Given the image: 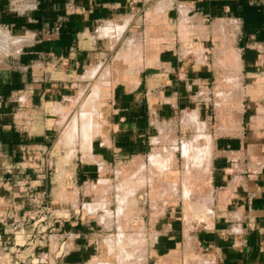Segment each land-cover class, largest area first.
<instances>
[{
    "label": "crops",
    "instance_id": "obj_1",
    "mask_svg": "<svg viewBox=\"0 0 264 264\" xmlns=\"http://www.w3.org/2000/svg\"><path fill=\"white\" fill-rule=\"evenodd\" d=\"M8 11L0 1L3 179L25 170L31 172L20 161L24 151L47 149L45 133L31 137L22 122L43 104L68 98L88 68L94 66L92 70L98 71L102 59L112 52L109 46L114 38L128 39V45L150 38L158 47L142 50V56L137 47L138 82L128 90L117 85L113 92L112 115L117 126L127 131L145 133L152 104L154 116L176 115L192 98V89L214 80L205 64L204 43L191 49L179 39L194 35L200 42L210 38L232 41L235 58H229L225 68L231 75L227 79L234 85L241 81L240 75H245L258 86L259 74L264 71V0H36L33 8H23L16 14ZM214 23H218L217 35L213 34ZM16 32L24 34L21 40L12 37ZM4 38L11 40L5 43ZM158 76L160 80L149 89L147 78ZM250 102L257 104L250 116L257 121L258 104H264V98H251ZM244 114L243 109L242 121ZM233 135V140L224 138L214 143L216 154L211 160L209 181L215 219L193 245L210 252L206 256L211 264H264V128L242 126ZM79 172L80 180L88 178L81 175L82 167ZM0 186V195L9 200L10 185ZM169 231L170 236L152 241L154 254L140 264L174 261L178 247L188 246V241L184 244L180 238L177 224Z\"/></svg>",
    "mask_w": 264,
    "mask_h": 264
},
{
    "label": "rangeland",
    "instance_id": "obj_2",
    "mask_svg": "<svg viewBox=\"0 0 264 264\" xmlns=\"http://www.w3.org/2000/svg\"><path fill=\"white\" fill-rule=\"evenodd\" d=\"M0 1L6 5L10 14H16L20 13L23 8H33L36 0ZM213 25L212 29L215 30L213 34L217 35L216 26L218 23ZM182 30H186V28ZM11 35L20 40L21 36H24L20 32ZM114 39L111 41L112 45L109 46L112 52L102 59L104 62L102 67L100 66L98 71L92 70L94 66L88 68L82 76V80L79 81V86L71 89L68 98L57 103H45L42 107L34 109L26 120H22V123H25L23 124L24 130L31 137L41 136L45 133L44 136H47L49 140L43 157H40V160L43 159L42 165L41 162L37 163L30 177V184L33 186L32 192H45L46 194L43 199H32L33 203L30 204L27 216L25 215V227L22 229L0 228V264H102V262L103 264L106 262V264H118L117 258L110 257L104 244L105 241H113L118 236L119 230L126 234H141L147 237L148 245L140 251V254L146 255L145 260L142 261L144 262L154 254L155 250L151 246L152 241L157 237L170 236L169 229L174 224H177L179 236L183 238L184 244L188 239V246H179L173 255L174 261H167L166 264H191L195 259L208 260V264H211L206 256L210 252L204 247L198 248L197 245L195 248L193 241L196 243L199 240V235L204 233L205 229L211 228L215 213L210 216L205 214L204 219L203 215L193 216L192 214L196 213L190 211L192 210L190 205L194 202H190L191 204L188 205L190 207H188L187 203L189 202L183 197L185 196L183 194L187 192L184 190L191 189L192 194L188 195L191 197V201L192 199L197 202L198 200L206 201L213 210L212 188L208 179L211 166L202 168V178L198 182L200 186L197 183L189 184L183 174L187 164L183 149L190 144L200 146L211 141L212 143L225 141L226 138L233 140L235 137L233 134L242 126H247L250 129L264 128V104H258L261 108L258 109L257 121L250 117L253 115L252 107L257 105L250 102L251 98H264V71L259 74L261 80L257 83L258 86L254 81L253 83L249 80L250 76L245 75H240L241 81L234 85L227 79L231 75L225 68L227 60L235 58L234 51L230 47L232 41L227 38L224 42L210 38L208 42H200L194 35L190 39H179V42H182L185 47L191 46V49L204 43L203 47L207 51V54L204 55L206 56L205 64L214 74V80L208 86L200 85V87L192 89L194 91L190 93L192 98L186 100L188 103H184L176 115L172 117L154 116L152 104L150 110L152 113L148 119L145 133L137 129L127 131V129L117 126V119L112 115L115 110L111 101L113 92L117 85L128 90L138 82L139 69L137 68L140 64L138 55H136L137 47L140 46V56H142V50L158 47L153 44L154 42L150 38L140 39L139 43L134 41L135 43L130 45L127 44L128 39L120 41L118 38ZM189 56L191 58V55ZM157 79L160 80V76L148 77L147 87L154 88ZM92 93L95 94L92 95ZM97 93L98 97L95 99L94 95L97 96ZM68 101L70 102L68 103ZM83 105L87 109H83L85 107ZM243 105H245L244 108ZM54 108H58L60 111L54 113ZM88 108L89 112L87 113ZM243 109L245 114L242 121L240 113ZM82 111L90 114L91 118L95 116L94 119L98 125L91 123V120L86 121V119L82 128V117L79 119L81 113H84ZM73 119L74 122H72ZM241 121L243 125H241ZM252 122H257V124ZM69 129L71 134L66 140L63 135ZM81 129L86 132L85 138L78 134ZM224 134L226 137L223 136ZM71 136L73 137L71 138ZM193 141L195 142L193 143ZM70 142H72L71 145ZM168 152L170 156H166ZM215 154L214 150L213 156ZM158 155L164 156L166 161L162 163L164 167L161 166V170L156 167L158 171L155 175V172L151 170V160ZM142 165L144 170H140L141 173L137 172ZM81 167L83 172L81 175L88 176L86 180L85 177L79 179ZM145 172L146 176L154 174L155 184L151 185L149 181L140 182L142 185L138 183L139 175L145 174ZM166 182H169L170 185L167 186ZM183 184L185 185L183 186ZM206 184L209 187H206ZM194 185L195 187L192 188ZM120 186H125L127 190L121 189ZM132 188H134L133 191L136 195L134 200L137 203L133 208L122 213L123 211L120 210L122 211L120 212L118 209L116 195L126 196L127 191L130 192L128 189ZM207 188L211 190H208L209 193L211 192L210 196L205 192L200 193L201 195L195 193L196 189L200 191L205 189L206 191ZM190 192L188 191V193ZM202 195L203 197H201ZM13 201L19 207L25 199L16 197ZM3 202L1 207L4 210L7 208L8 200L3 199ZM194 204L192 205L195 206ZM90 205H92L91 208ZM97 207L104 208L110 216L114 213L111 223H102L99 220ZM43 208H47V210H43ZM90 209H94V211ZM186 209L190 213H187ZM186 213L191 214V216L189 215L190 219L188 218L189 221L187 218L185 219ZM192 216L193 218H191ZM16 217L18 222L24 218V215L18 212ZM194 218L196 219L194 220ZM58 227L60 231H57ZM48 239L50 246L47 242ZM57 244H59L58 248H56ZM142 262L138 261L135 264Z\"/></svg>",
    "mask_w": 264,
    "mask_h": 264
},
{
    "label": "bare ground",
    "instance_id": "obj_3",
    "mask_svg": "<svg viewBox=\"0 0 264 264\" xmlns=\"http://www.w3.org/2000/svg\"><path fill=\"white\" fill-rule=\"evenodd\" d=\"M105 34V33H104ZM108 34V33H107ZM107 34L105 35V36H107ZM4 41L5 40H7V38H4L3 39ZM10 40L11 39H8L5 43H9L10 42ZM95 70V69H94ZM93 70V71H94ZM87 76V75H86ZM89 76V75H88ZM95 87V86H94ZM97 87H98V85H97ZM103 89V88H102ZM96 90V89H95ZM99 90V89H98ZM95 92V91H94ZM93 94H95V93H92V95ZM100 94V93H99ZM94 97H95V99H96V97H98V93H97V96H95L94 95ZM70 101H72V100H70ZM70 101H68V103L70 102ZM93 102L95 101L94 99L92 100ZM97 101V100H96ZM92 102V104H95V103H93ZM86 103H88V102H86ZM90 104H91V102H90ZM85 105H87V104H85ZM85 105H83V106H85ZM89 106V105H88ZM87 106V107H88ZM92 106V105H91ZM90 106V107H91ZM63 107V106H62ZM82 108V107H81ZM84 108H86V106L85 107H83V109ZM94 108H95V106H94ZM87 109V108H86ZM58 111H60L59 109H56V113L58 112ZM92 111V110H91ZM81 112V111H80ZM82 112H84V111H82ZM89 112V108H88V110H87V113ZM60 114V113H59ZM82 115L79 117V116H77V117H79V119L81 118L82 119V123H81V127L83 128V124H84V121L86 120V121H90L91 120V123H95V125H98L97 124V122H95V119H94V117L95 116H93L92 118H91V116H90V114H86L85 112L84 113H81ZM196 114V113H195ZM96 115V114H95ZM62 117V116H61ZM77 117H76V119H77ZM197 118V117H196ZM84 119V120H83ZM261 119H262V117H261ZM72 122H74V119H73V121ZM264 122V121H263ZM86 123V122H85ZM199 123V122H198ZM73 124V123H72ZM205 125V124H204ZM69 126H70V124H69ZM78 126V125H77ZM89 128V127H88ZM87 128V129H88ZM74 131V130H73ZM201 131H203V130H201ZM200 131V132H201ZM88 132V131H87ZM197 132H199V131H197ZM196 132V133H197ZM73 133V132H72ZM98 133V132H97ZM69 134H71V132H70V129L68 130V131H66L65 133H64V139H68V137H69ZM78 134H81V136L80 137H83V138H85V136H86V132H85V130H83V129H81V131L78 133ZM199 134V133H198ZM201 134V133H200ZM74 136V135H73ZM73 136H71V138L73 137ZM77 136V135H76ZM208 136V135H207ZM78 138V137H77ZM91 138H92V136H91ZM94 138V137H93ZM209 138V137H208ZM194 139V138H193ZM91 140V139H90ZM197 140V139H196ZM213 140V139H212ZM62 141V140H61ZM65 141V140H64ZM64 141H62V142H64ZM72 141V140H71ZM207 141V140H206ZM61 142V143H62ZM65 142H68V141H65ZM195 141H193V143H194ZM199 142V141H198ZM197 142V143H198ZM201 142V141H200ZM69 143V142H68ZM71 143L72 142H70V145H71ZM75 143V142H74ZM214 143V142H213ZM212 143V141L211 142H209V143H205V144H202V145H200V146H195V145H191L190 144V146H187V147H185L184 149H183V151H184V155H185V158H186V160H187V164H186V168H185V171L183 172V174H184V177H185V179L187 180L186 182H188L189 184L191 183V185H193L194 183H197L198 184V182H199V179L201 180V170H202V168L204 167V166H211V160H212V158H213V152H214V144ZM62 144H65V143H62ZM77 144V143H76ZM199 144V143H198ZM201 144V143H200ZM60 145V144H59ZM66 145H67V143H66ZM80 145V144H79ZM85 145V144H84ZM86 146V145H85ZM71 147V146H70ZM74 147V146H73ZM80 147V146H79ZM82 147V146H81ZM83 148V147H82ZM79 150V149H78ZM86 150V149H85ZM181 150V149H180ZM82 151V150H81ZM88 151V150H87ZM171 151V150H170ZM182 151V152H183ZM83 152H84V150H83ZM87 153V152H86ZM89 153H90V151H89ZM174 153V152H173ZM164 154V153H163ZM70 155H71V152H70ZM88 155V154H87ZM172 155V154H171ZM166 156H170V153L168 152V153H166ZM175 156V155H174ZM182 156H183V154H182ZM173 157V156H172ZM69 159H70V156H69ZM173 160V159H172ZM185 160V161H186ZM166 161V158H164V156H160V155H158V156H156V157H153L152 158V160H151V162H152V167H151V170L153 171V172H155V175H156V171H158L157 169H159V170H161L160 168H161V166L162 167H164L163 166V164L162 163H164ZM66 163H67V160H66ZM171 165V164H170ZM185 166V165H184ZM156 167H157V169H156ZM171 167V166H170ZM169 167V168H170ZM140 170H144V166L142 165V166H140L139 168H138V171L137 172H139V173H141V171ZM155 170V171H154ZM168 170H170V169H168ZM162 172V171H161ZM164 172V171H163ZM167 172H169V171H167ZM171 172V171H170ZM138 173V174H139ZM158 173V172H157ZM151 174V173H150ZM168 174V173H167ZM171 174V173H170ZM204 174H205V172H204ZM209 174V173H208ZM63 175V174H62ZM154 175V174H153ZM153 175H147L146 176V172H145V174H141V175H139V177L140 178H138V176H137V178H138V183L140 184V182H145V181H149L150 182V184L151 185H153V184H155V180H154V177H153ZM169 175V174H168ZM167 175V176H168ZM166 176L164 175V178H165ZM207 177V176H206ZM208 178V177H207ZM209 179V178H208ZM207 179V180H208ZM237 179V178H236ZM136 180V179H135ZM134 180V181H135ZM177 180V179H176ZM184 180V179H183ZM206 180V181H207ZM173 182V181H172ZM171 182V183H172ZM201 182V181H200ZM205 182V181H204ZM137 183V184H138ZM146 183V182H145ZM174 183V182H173ZM182 183H184V181H182ZM206 183V182H205ZM167 186L168 185H170V183L169 182H166L165 183ZM176 184H178V183H176ZM189 184H188V186H189ZM196 184V185H197ZM201 184V183H200ZM140 185H142V184H140ZM185 184H183V186H184ZM199 185V184H198ZM201 185H203V184H201ZM205 185V184H204ZM207 185V184H206ZM165 186V185H164ZM163 186V187H164ZM183 186H180V187H182L183 188ZM187 186V187H188ZM200 186V185H199ZM198 186V187H199ZM162 187V188H163ZM173 187V186H172ZM195 187V185L192 187V188H194ZM206 187H209L208 185L206 186ZM205 187V188H206ZM120 188L121 189H123V190H127V188L125 187V186H120ZM168 188V187H167ZM178 188V187H177ZM190 188V187H189ZM196 188H197V186H196ZM133 189L134 188H132V189H128V190H130V192L129 191H127V194H126V196H123L122 197V195L119 197V195L117 194L116 195V198H117V206H118V209H119V211L120 210H122V211H120V212H122V213H124L125 211H127V210H130L131 208H133L134 207V205H136V200H134V197H136V195H135V193H134V191H133ZM164 189V188H163ZM162 189V190H163ZM169 189H170V187H169ZM174 189V188H173ZM188 189V188H187ZM187 189H185L184 191H187L186 192V194H183V195H185V196H183L184 197V199H186V201H188L189 203H187V206L189 205V204H191L190 202H197V200H193L192 199V201H191V197L189 196L188 197V195H190V194H192L191 192H190V190L191 189H189V190H187ZM166 190V189H165ZM208 190L209 191H211L210 189H206V191H205V189L203 190V191H200V190H198V189H196L195 190V193L196 194H202V193H207L206 195H208V196H210V193L208 192ZM188 191L190 192V193H188ZM194 194V193H193ZM195 194V195H196ZM200 194V195H201ZM207 196V197H208ZM194 197V196H193ZM198 197V196H197ZM201 197H203V195L201 196ZM205 198H206V196H205ZM195 199H197V198H195ZM202 200H203V198H202ZM206 200V199H205ZM184 202H185V200H183ZM194 203H192V204H194ZM186 203H184V205H185ZM190 205V206H192V207H190V206H188V207H190V209H192V210H190L192 213H196V214H192L193 216H196L197 214H199V215H203V219H204V217H205V214H207V215H212V213H213V211H212V209L208 206V204L206 203V201H199L198 200V202L197 203H195L194 205L196 206H193V205ZM91 206L92 205H90V208H91ZM94 206V205H93ZM98 206V205H97ZM186 206V205H185ZM185 206H184V209H185ZM186 206V207H187ZM88 207V206H87ZM96 207V206H95ZM187 207V208H188ZM194 207V208H193ZM89 208V207H88ZM96 209H98V211H99V214H98V216H100V218H99V220L102 222V223H108V222H110L111 223V218H112V216H113V218H114V213H112L111 214V216L110 215H108L107 214V212L104 210V208L102 209V207L101 208H99V207H97ZM183 209V210H184ZM195 209V210H194ZM198 209V210H197ZM90 210H92V209H90ZM107 210V209H106ZM92 211H94V209L92 210ZM117 211V210H116ZM118 211V212H119ZM186 211H187V209H186ZM110 213V212H109ZM185 213V212H184ZM187 213H190V212H188L187 211ZM186 213V214H187ZM91 214H93V213H91ZM120 214V213H119ZM186 214H185V219L187 218V220L189 221V219H190V216H191V214H187V216H186ZM94 215V214H93ZM117 215V214H116ZM193 216L191 217V218H193ZM189 218V219H188ZM196 218H198V217H196ZM196 218H194V220L196 219ZM208 218V217H207ZM185 219H184V221H185ZM202 219V220H203ZM206 219V218H205ZM98 220V221H99ZM193 220V221H194ZM187 221V223H189ZM192 221V220H191ZM207 221V220H206ZM209 223H212V222H210V221H208ZM191 223V222H190ZM203 225V224H202ZM209 226V225H208ZM192 227V226H191ZM190 227V228H191ZM200 227V226H199ZM185 228H186V226H185ZM195 228V227H194ZM188 230V229H187ZM187 232V231H186ZM142 233V232H141ZM187 235V234H186ZM187 237H188V235H187ZM190 237V236H189ZM188 241V239H186V242ZM105 247L107 248V251H108V253H109V255H110V257L112 256V257H114V258H117V263L118 264H135L136 262H138V261H143V259L145 260V256H143V253H141L140 254V251H142L143 250V248H146L147 247V245H148V239H147V237L145 236V235H141V234H126V233H124V232H122V231H120L119 230V234H118V236L113 240V241H105ZM104 247V248H105ZM142 249V250H141ZM144 252V251H143ZM146 252V251H145ZM144 255H145V253H144ZM115 260V259H114ZM107 263V262H106ZM105 263V264H106ZM110 263V262H109ZM96 264V263H95ZM99 264V263H98ZM102 264H103V262H102ZM191 264H208L207 263V261L205 260V261H203L202 259L200 260V259H195V261H192L191 262Z\"/></svg>",
    "mask_w": 264,
    "mask_h": 264
},
{
    "label": "built area",
    "instance_id": "obj_4",
    "mask_svg": "<svg viewBox=\"0 0 264 264\" xmlns=\"http://www.w3.org/2000/svg\"><path fill=\"white\" fill-rule=\"evenodd\" d=\"M45 151H36L34 153H29L25 152L21 154L20 156V161L24 165L27 166V169L30 170L31 172L26 173L23 172L22 174H17L14 176H10L9 178L3 179L0 177V185L1 184H9L10 185V191L12 192V195L10 199L7 202V208L2 209V205L4 204L2 196L0 195V228L3 227H12L13 229H22L25 227L24 223L26 222L25 215L27 216L28 209L30 207V204L33 203L32 199H43L44 195L46 194L45 192L41 193H34L32 192L31 188L33 186L30 184L31 183V174L33 173V168L36 167L37 163L41 162V165L43 163V159L40 160V157H43ZM1 187V186H0ZM16 197L24 198L25 201L17 207L14 203V199ZM3 202V203H2ZM43 210H47V208H43ZM18 212L23 213L24 218H22L20 221L17 220V215ZM9 221V222H7ZM60 231L59 227L58 230ZM50 246V240L48 239L47 241ZM47 242L45 243V246L47 245ZM59 247V244H57L56 248ZM46 260V258H45Z\"/></svg>",
    "mask_w": 264,
    "mask_h": 264
}]
</instances>
